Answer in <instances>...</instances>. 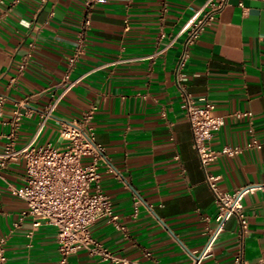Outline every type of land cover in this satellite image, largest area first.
Instances as JSON below:
<instances>
[{
	"label": "crops",
	"instance_id": "1",
	"mask_svg": "<svg viewBox=\"0 0 264 264\" xmlns=\"http://www.w3.org/2000/svg\"><path fill=\"white\" fill-rule=\"evenodd\" d=\"M207 0H106L84 32L85 0H0V154L16 109L25 115L15 145L65 147L64 122L93 113L106 148L98 186L125 230L102 218L92 237L127 264H264V0H231L191 48L184 86L211 103L225 124L210 141L242 148L207 167L222 191L245 189L248 229L232 217L203 255L217 207L193 147L176 78L183 26ZM79 50L81 53L78 54ZM75 59L68 81L66 75ZM67 92L39 131L42 114ZM237 112L251 117L237 118ZM257 141L260 147H249ZM87 158L85 161L87 162ZM26 178L24 160L0 169V239L7 264H60L57 230L20 220L25 203L12 192ZM71 264L113 263L85 249Z\"/></svg>",
	"mask_w": 264,
	"mask_h": 264
},
{
	"label": "built area",
	"instance_id": "2",
	"mask_svg": "<svg viewBox=\"0 0 264 264\" xmlns=\"http://www.w3.org/2000/svg\"><path fill=\"white\" fill-rule=\"evenodd\" d=\"M105 1L85 0L82 21L84 32L91 26L94 6ZM230 1L207 0L205 6L187 21L180 33L184 35V38L175 69L177 83L183 96L185 116L191 127L193 147L206 172V183L214 195L217 207L215 227L210 232L203 255L210 252L226 223L232 217H236L239 221L240 236H243L248 229L242 204L246 190L235 193L222 191L217 183L218 177L207 172L208 165L220 156H236L243 149L228 145L219 150L211 147L210 141L225 124V117L218 115L215 105L211 103L198 104L184 86V70L190 58L191 48ZM78 52L80 54L81 50ZM74 63L75 59L71 61V68L65 79L67 81ZM77 83L78 81L64 84L63 93L56 97L48 110L42 114L39 131L53 117L63 96ZM1 108L0 105V112ZM24 115L22 108L14 111L11 120L12 132L9 135L10 142L0 154V169L21 159L25 161V182L21 187L11 189L14 195L25 203L26 208L20 220L30 218L34 228H39L45 223L56 228L60 264H71L70 256L82 249L87 250L91 256H99L113 263L127 264V260L116 258L109 249L92 237L93 225L102 218L108 219L117 228L125 230V227L119 223V217L114 213L110 198L98 186L100 167L108 164V157L105 146L96 142L94 129L90 125L92 111L85 113L79 121L62 124L59 134L60 139L66 142L65 147H56L51 144L38 146L34 139L26 146L17 148L15 141ZM235 116L237 118L251 117L252 113L237 112ZM249 147H260V144L253 141ZM87 158L89 160L86 162ZM7 241V237L0 239V264H7L8 261L5 250ZM235 262L245 264L242 249L235 258Z\"/></svg>",
	"mask_w": 264,
	"mask_h": 264
}]
</instances>
